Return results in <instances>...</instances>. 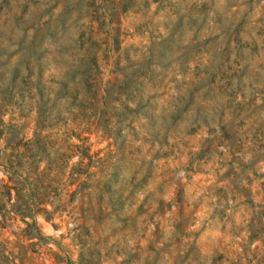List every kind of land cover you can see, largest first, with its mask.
Wrapping results in <instances>:
<instances>
[{
    "label": "rangeland",
    "instance_id": "obj_1",
    "mask_svg": "<svg viewBox=\"0 0 264 264\" xmlns=\"http://www.w3.org/2000/svg\"><path fill=\"white\" fill-rule=\"evenodd\" d=\"M14 69L0 147L40 88L60 175L0 264H264V0H0V87Z\"/></svg>",
    "mask_w": 264,
    "mask_h": 264
},
{
    "label": "trees",
    "instance_id": "obj_2",
    "mask_svg": "<svg viewBox=\"0 0 264 264\" xmlns=\"http://www.w3.org/2000/svg\"><path fill=\"white\" fill-rule=\"evenodd\" d=\"M234 75V73L232 74ZM16 77L15 69L12 70L11 76L0 87V139L3 135V120L1 116L7 107V99L12 94V85ZM85 81V80H84ZM238 79H229L230 95L235 97V89ZM33 94L36 96V101L33 104L35 113V122L32 133L29 137L21 141V137H16L13 134L4 136V144L0 147V226H5L6 219H13L19 216L21 219L28 217L31 222L23 220L26 225L34 224L33 214L36 212L46 213L47 209L40 206L41 201L28 202L27 198L31 195L37 196L38 199L42 192H37L35 195L33 190L41 188L42 184L54 180L57 181L60 175V170L57 167H52L51 162L55 160L53 154L50 155L43 145L47 143L48 134H41L40 126L45 119V107L43 106L44 98L40 88H35ZM93 97L95 96L93 92ZM3 100V101H2ZM39 128V129H38ZM76 142H68L65 138L64 149L58 153L64 155L65 159L72 155L78 158L77 165H72L71 173L86 172L84 168L79 167L81 159L85 156L84 150L87 145L84 144L86 136L79 132L74 133ZM58 157V156H57ZM42 160V166L38 162ZM34 205V206H33ZM30 232H27L29 234ZM30 235V234H29Z\"/></svg>",
    "mask_w": 264,
    "mask_h": 264
}]
</instances>
